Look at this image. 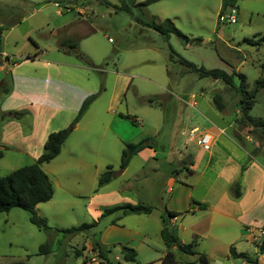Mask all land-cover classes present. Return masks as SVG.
<instances>
[{"label": "rangeland", "instance_id": "1", "mask_svg": "<svg viewBox=\"0 0 264 264\" xmlns=\"http://www.w3.org/2000/svg\"><path fill=\"white\" fill-rule=\"evenodd\" d=\"M143 1L31 0L45 2L46 6L9 32L8 26L19 20L18 16H6L9 9L24 3L0 0V36L9 32L5 38L7 49L17 45L15 49H21L24 54L40 50L46 57L56 51L64 53L92 69L102 84L100 93L93 95L96 97L89 105L90 111L69 133L59 155L41 166L52 185L53 196L48 202L38 204L35 211L51 229H38L29 222V214L18 208L1 213L0 264H158L166 251L160 231L172 189L169 181L177 178L191 185L194 195L200 196V147L195 142L184 145L181 136L182 128L188 130L194 122L190 116L196 114L189 105L191 95L195 97L196 108L204 112L214 109L212 96L217 93L228 110L222 117L232 120L238 110L237 121L241 119L238 94L219 81L198 78L183 66L169 62L171 51L197 67L234 72L235 84L241 85L248 95H254L249 116L264 120V41H261L264 0H236L225 11H221L222 0H159L141 6ZM38 6L29 4L27 14ZM230 8L236 11V22L220 23L218 15L227 14ZM40 13L45 15L48 25L35 29L42 24ZM80 20L96 29L81 43L77 39L76 52L82 59L76 52L66 53L58 45L59 40H68L65 31L58 28L70 25L74 31L78 27L73 26ZM167 20L189 39L187 44L175 34L170 33L165 39L146 26L165 27ZM28 27L37 49L31 45V39L22 38ZM84 31L85 28L77 29L73 35L81 36ZM148 98H158L163 107L149 105ZM237 125L239 135L249 136L256 144L255 153H260L257 160L264 165V138L260 131L241 123ZM145 139L149 147L133 157L121 172L120 157L125 143L136 144ZM0 150L3 153L0 178L35 162L17 149ZM180 151L185 152L183 157ZM195 157L199 158L196 170L187 171ZM108 166L112 167L113 178L98 187V178ZM110 193L114 196L106 197ZM125 204H143L152 211L149 215L125 216H120L118 211L101 218L89 231L74 235L60 232L91 224L104 209ZM198 219L200 213L195 217L182 216L166 226L181 243L193 244L195 253L205 254L212 246L200 240V236L193 239L189 229L193 222H200ZM256 237L264 241V236L256 234ZM93 242L104 248L105 260L92 250ZM45 243L50 244L51 253L39 255L38 248ZM242 245L243 252L249 255L258 252L251 242ZM125 246L135 250L136 263L123 261L120 249ZM172 252L177 264H197L195 256ZM224 253L220 248L212 253L208 251V262L247 264L242 259H227Z\"/></svg>", "mask_w": 264, "mask_h": 264}, {"label": "crops", "instance_id": "2", "mask_svg": "<svg viewBox=\"0 0 264 264\" xmlns=\"http://www.w3.org/2000/svg\"><path fill=\"white\" fill-rule=\"evenodd\" d=\"M20 1L24 6H12L6 15L19 17V20L8 26L9 32L46 6L45 2ZM29 4L34 6L39 4V8L27 14ZM65 10L68 12L67 8ZM60 13L61 10H58V14ZM42 15L41 19L39 18L42 24L35 29L48 25L45 15ZM79 15L83 17L81 13ZM71 27L63 25L58 29L65 31V38L69 40L81 39L80 43L96 32L93 25L81 20L73 26L76 30L85 28L81 36H74L73 32L76 30L72 31L73 28L70 30ZM30 33L31 29L28 27L22 38L30 40ZM7 34L0 36L2 71L0 90L2 88L8 90L6 94L0 93V149L2 147L17 149L36 161L43 152L48 135L69 127L83 101L99 94L102 84L92 73V69L69 59L70 56L64 53L56 51L46 57L40 50L33 54L31 52L24 54L21 49H15L17 45L7 49L5 43ZM52 34L53 32L50 35ZM30 43L34 48H38L34 40L31 39ZM59 43L60 40L58 45ZM26 55L29 58L26 59ZM5 57L9 59L7 62L4 61ZM15 60L18 62L14 63ZM114 97L115 95L112 100ZM195 105L194 101L193 109L196 114L190 116L194 118V122L190 124L188 130L182 128L181 136L186 145V142H189L185 135L190 129L197 128L200 134H206L211 139L207 149L200 147V196L194 195V188L191 185L174 178L173 181H169L172 189L166 202V209L182 213L179 217H195L200 213L198 219L200 222H193L189 229L193 239L200 236V240L209 242L212 246L210 250L204 252L206 257L208 251L212 253L213 249L220 248L221 251H225L224 256L228 259L229 249L233 248L236 253H245L252 259L251 261H255L251 263L264 264V253L260 254L258 251L249 255L242 249V244L250 242L258 249L257 245L264 242L256 237V234L264 236V165L256 157L260 153H255L256 144L252 143L249 136L239 135L236 124L238 110H235V118L227 121L222 117L228 111L225 107L221 112L215 108L204 109L203 112ZM90 106L84 115L90 111ZM9 113L23 115L20 119H13ZM80 121L73 130L78 127ZM142 152L143 150L135 156H140ZM184 154V151H180L181 157ZM198 163L199 158L195 157L188 164L187 171L190 168L196 170ZM236 181L240 184L238 198L231 195V187ZM109 196H114V193L106 197ZM177 218L171 219L169 224ZM246 263L248 264L247 261Z\"/></svg>", "mask_w": 264, "mask_h": 264}, {"label": "trees", "instance_id": "3", "mask_svg": "<svg viewBox=\"0 0 264 264\" xmlns=\"http://www.w3.org/2000/svg\"><path fill=\"white\" fill-rule=\"evenodd\" d=\"M159 0H145L140 5L147 6L150 3L156 2ZM236 0H222L221 2V11H225L227 7H232L235 4ZM164 24L168 25L165 27L155 26L154 24H147L146 26L151 27L155 31H157L160 35H162L165 39L168 38L170 33L175 34L177 37L182 39L186 44L189 42V39L184 36L180 31H178L171 22L168 20L164 22ZM264 41V38L261 39ZM77 41L72 40H62L59 43V48L66 53H71L72 51L76 52L77 49ZM68 49V50H65ZM0 52H1V39H0ZM76 56L82 59V56L76 52ZM1 58V56H0ZM29 56H26V59ZM8 57L4 58V61L7 62ZM14 63L18 62V60L13 61ZM169 62L177 63L183 66L186 69V72H192L197 74L198 78H210L213 81H219L224 86L230 88L236 94L239 95V108L241 112V119L239 121L236 120V124L241 123L245 126L248 125L251 128L258 129L260 131L261 136L264 138V120L260 118H252L249 116V110L252 108L254 104V95H248L247 92L241 85H236L234 78L236 74L226 73L219 69H210L206 70L202 67H197L192 63L178 57L174 52L171 51L169 56ZM1 65V64H0ZM167 75L169 78L171 77V72L166 69ZM241 81H243V77L239 76ZM8 92L7 89L2 88L0 93L6 94ZM96 96L88 97L83 101L81 107L77 113V116L72 121L68 128L52 132L48 135L47 140L43 146L42 154L37 158V160L31 164L30 166L18 168L7 176L0 178V214L4 212H8L12 208H18L23 211H26L29 214V222L36 226L38 229H43L45 231L50 230L45 222V220L39 218L36 215L35 208L38 204L48 202L53 196V188L52 185L46 176V174L42 171L41 166L43 164H48L54 158H56L62 148V145L66 141L69 133L74 129L76 124L80 121L81 117L87 111L91 102L95 99ZM146 102L149 105H156L158 107H163V104L160 102L158 98H148ZM212 104L214 108L221 112L223 111L225 105L223 103V97L219 94H214L212 96ZM13 119H20L23 115L21 113H9L8 114ZM149 147L147 139L142 140L136 144L134 143H125L124 148L121 152L120 157V171H124L128 166L130 160L137 155L139 152ZM2 150H0V159L2 158ZM113 178L112 167L108 166L106 171L103 172L97 181L98 187H102L105 184L109 183ZM231 195L234 198L240 197V184L239 181H236L234 185L231 187ZM120 212V216L125 215H149L151 213V208L149 206H145L143 204H125L122 206H114L107 209H104L96 221L91 224H83L78 227H72L70 229L60 231L63 234L74 235L80 232L89 231L94 228L99 220L106 215H111L116 212ZM182 213H176L172 211L165 210V217H162V229L160 231V238L165 245L166 251L162 258L159 260V264H177L175 260V255L172 250H177L180 253L195 256V263L197 264H209L207 257L203 253H195L193 250V244H183L178 238L167 231L166 224L169 223L171 219L181 216ZM112 225L115 224V221H112ZM258 251L260 254L264 253V242L257 245ZM92 250L97 253V257L101 260H105L106 251L104 248L98 243H92ZM51 253V247L49 243H45L39 246L38 254L39 255H48ZM120 254L122 255V259L126 263H136V252L134 249L129 247H121ZM229 256L233 259H243L248 263L255 262L251 261L248 255L245 253H236L233 248L229 249ZM17 264H27V263H17ZM99 264H103L100 262Z\"/></svg>", "mask_w": 264, "mask_h": 264}, {"label": "built area", "instance_id": "4", "mask_svg": "<svg viewBox=\"0 0 264 264\" xmlns=\"http://www.w3.org/2000/svg\"><path fill=\"white\" fill-rule=\"evenodd\" d=\"M67 11H69L67 9ZM235 9L234 8H230L229 12L227 14L224 13H220L218 15V21L220 23H227V24H234L236 22L235 20ZM191 100V104L190 107H194V100L195 97L192 96L190 97ZM187 138V141L189 143H193L195 142V144L199 147H202L203 149H207L210 145V137L206 134H200L199 130L197 128H192L188 131V133L185 135ZM261 234H263V232H261Z\"/></svg>", "mask_w": 264, "mask_h": 264}, {"label": "water", "instance_id": "5", "mask_svg": "<svg viewBox=\"0 0 264 264\" xmlns=\"http://www.w3.org/2000/svg\"><path fill=\"white\" fill-rule=\"evenodd\" d=\"M1 78H2V71H0V80H1Z\"/></svg>", "mask_w": 264, "mask_h": 264}]
</instances>
